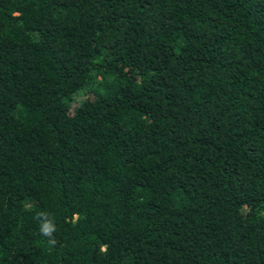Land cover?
Returning a JSON list of instances; mask_svg holds the SVG:
<instances>
[{
  "label": "trees",
  "instance_id": "trees-1",
  "mask_svg": "<svg viewBox=\"0 0 264 264\" xmlns=\"http://www.w3.org/2000/svg\"><path fill=\"white\" fill-rule=\"evenodd\" d=\"M0 264H264V0H0Z\"/></svg>",
  "mask_w": 264,
  "mask_h": 264
},
{
  "label": "clouds",
  "instance_id": "clouds-1",
  "mask_svg": "<svg viewBox=\"0 0 264 264\" xmlns=\"http://www.w3.org/2000/svg\"><path fill=\"white\" fill-rule=\"evenodd\" d=\"M36 220L39 223L38 233L42 237L46 238L45 242L49 247L56 244L55 233L57 231V226L54 217L47 212L36 213Z\"/></svg>",
  "mask_w": 264,
  "mask_h": 264
}]
</instances>
